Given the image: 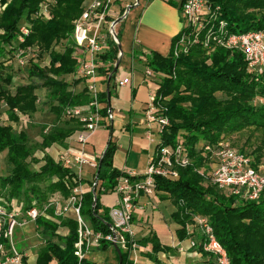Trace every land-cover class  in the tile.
<instances>
[{"label":"trees","instance_id":"16d2710c","mask_svg":"<svg viewBox=\"0 0 264 264\" xmlns=\"http://www.w3.org/2000/svg\"><path fill=\"white\" fill-rule=\"evenodd\" d=\"M82 1L56 0L52 17L44 22L32 18L40 0H1L7 5L0 13V103L6 105L4 112L8 123L0 120V154L6 152L12 169L10 174L0 177V184L9 186V198L21 197L25 209L31 208L32 204L41 207L53 199H67L70 189L80 184L72 172L47 155L37 170H31L27 162L30 156L28 136L23 131L15 133L11 123H17L19 115L30 118L39 111L36 91L42 88L47 91L48 111L55 116V122L60 121L64 127L53 125L43 133L41 148L63 143L79 128L77 121L63 117V111L66 107L88 103L85 88L74 91L81 80L75 79L77 60L70 40L71 22L80 15ZM208 3L211 15L215 17L214 29L222 22L228 35L264 31V0H208ZM21 25L28 26L30 32L20 44L16 37ZM182 34L183 31L173 40L167 56L156 52L144 55L148 70L161 76L155 93L163 107L162 115L169 122L162 131L159 146H172L177 137H181L191 160L190 166L178 170L177 180L157 177V193L169 195L176 207L171 219L180 227L176 233L179 241L186 239V224L194 216H204L225 249L230 264H264V191L256 201L227 197L208 180L204 181L199 173L211 164L204 154V147L223 141L248 154L254 169L264 165V72L261 76L249 73L240 52L204 47V35L187 54L174 57V46ZM120 35L119 28L118 40ZM25 46H38L40 58H47L48 65L41 67L31 63L18 69L26 82L15 84L12 69L5 63L13 58L17 47ZM118 51V45L109 41L106 52L99 57V76H108L114 69ZM138 52L135 47L132 54L138 55ZM105 98L106 94L102 93L100 101L104 102ZM256 99H262L263 103H256ZM41 128L44 131L45 126ZM244 133H248L246 144L239 148L228 141L234 135ZM253 137L257 144L250 143ZM114 152L115 146L109 142L100 159L96 187L81 199V216L94 231L104 234L109 232V217L106 211H100L98 197L101 193L114 191L122 175L113 167ZM35 225L43 242L37 250L35 264H79L74 256L77 241L74 220L64 219L57 225L39 217ZM61 228L68 231L66 235L58 234ZM138 245L150 246L146 258L151 264H166L159 255L172 252L170 247L159 243L155 234L140 240ZM107 246L102 242L99 249ZM193 249L202 256L201 264H215L201 247ZM119 255L117 264H133L128 252L119 250ZM80 264L92 263L85 259Z\"/></svg>","mask_w":264,"mask_h":264},{"label":"built area","instance_id":"2783aa9c","mask_svg":"<svg viewBox=\"0 0 264 264\" xmlns=\"http://www.w3.org/2000/svg\"><path fill=\"white\" fill-rule=\"evenodd\" d=\"M117 1L119 0H85L80 15L72 22L70 35L74 46L73 55L77 60L75 79L81 80L84 84L88 103L84 106L64 109L63 117L65 119L75 120L79 123V128L73 135L80 150L72 147L65 148L57 154L54 161L70 172L74 168L92 167L94 178L90 186L91 192L97 184V164L86 159L83 148L93 133L99 129L102 120L104 118L112 119L109 110H105V115L102 113L101 92L98 88L99 57L106 52L109 41L119 44L117 38L119 22L117 21L122 20L131 8L139 6L138 0H132L130 4L122 2V11L116 13L112 7ZM177 1L183 34L174 46V57L187 54L189 48L199 41L201 35H204L202 40L204 47L215 46L240 52L249 73L255 76L263 74L264 31L228 35L224 30L225 24L222 22H219V25L214 29L215 17L211 15L208 0ZM55 3L56 0H40L39 7L32 18L44 22L50 20ZM6 5L2 4L0 0V13ZM29 32L28 26L21 25L17 30L16 41L20 44L23 43ZM40 53L38 46L17 47L13 58L5 64L8 67L15 65L20 70L31 63L46 67L48 60L47 58L41 59ZM147 75L150 76L152 73L147 70ZM127 83L128 79H123L118 82V86H124ZM255 102L262 104L263 100L256 99ZM1 108H6L5 103H0ZM162 110L163 107L159 105L155 91H151L144 120L147 127L155 124L158 134L156 150L143 173L127 171L118 178L114 188L118 199L108 214V224L110 225L108 233L94 231L81 216V199L85 193L80 184L70 189L67 199H53L41 207L32 204L31 208L25 209L23 202L0 204V264H25V252H18L12 244V232L15 226L24 225L27 222L35 223L39 217L57 225L61 220L69 218L76 222L77 241L74 244V256L79 264L85 260L86 255L92 249L99 248L102 242L110 246L115 245L119 250L128 252L132 257L133 264H136L138 244L134 241V233L131 230L132 216L137 207L136 200L141 194L148 198L156 195L157 177L168 181L177 180L179 178L178 170L191 164L181 137H177L172 146H159L162 131L169 124L168 119L162 115ZM204 154L213 165L209 182L221 194L227 197H237L243 201H256L264 191V166L254 169L251 166L252 158L248 154L240 152L224 141L214 146H205ZM199 173L203 176L200 171ZM75 179L78 180L76 177ZM69 213H72L73 216L69 217ZM195 232L198 236H195ZM185 233L189 249L201 247L202 252L207 254L215 264H230L225 249L217 241L206 217L194 216L191 222L186 224Z\"/></svg>","mask_w":264,"mask_h":264},{"label":"crops","instance_id":"0c3cea01","mask_svg":"<svg viewBox=\"0 0 264 264\" xmlns=\"http://www.w3.org/2000/svg\"><path fill=\"white\" fill-rule=\"evenodd\" d=\"M131 1L123 0L122 2L130 4ZM138 2L139 6L131 8L117 26V31L119 28L121 29V35L118 44L119 56L116 71L114 72L113 69L108 76H99V91L101 94H106L104 102H101L102 113L105 115V110H109L112 119L104 118L102 120L101 126L93 133L83 150L86 159L98 165L110 142L115 146L113 167L122 173L135 171L141 174L147 169L158 142L155 124L147 127L144 115L149 94L151 91H156L161 78L158 74L147 75L148 68L144 55L156 52L161 56H167L173 40L181 32L182 22L177 0H138ZM122 6L121 4L119 9L114 11L116 13L122 11ZM135 47L139 51L138 55L132 54ZM109 77L111 79L108 81ZM123 79H128V83L124 86H118V82ZM81 89H84L82 82L74 88V91L79 92ZM4 111L5 108H1L0 120L8 123ZM24 118H27V121ZM20 121L31 122L40 129L45 126L44 131H41L42 134L46 133L53 125L58 128L64 127L60 121L55 122V116L48 110L39 109L30 118L19 115L17 123ZM17 123H11L12 127ZM51 123L53 125H50ZM25 133L28 136L29 144V134L27 131ZM68 147L80 150L79 145L74 140V135L61 144H53L49 148L42 149L41 157L35 156V154L34 156L39 159L38 168L43 164L42 159L45 155L56 160L57 154ZM209 168L212 169L213 165L210 164L201 170ZM72 172L80 181V187L84 193L91 192L90 186L94 178V169L90 166H84L82 169L74 168ZM117 199L118 196L114 191L101 193L98 197L100 211H106L109 214ZM136 206L132 216L131 230L134 233L133 239L137 244L140 240L148 238L150 234H155L162 246L172 249L170 254L159 255L166 264L202 263L203 258L198 250L189 249L187 239L179 241L177 238L176 233L180 227L171 219L176 207L169 195L159 192L148 198L141 194L136 200ZM68 216L71 217L73 214L69 213ZM67 232L66 229H59V234L63 236ZM195 236H198L197 232H195ZM137 246L136 264H151L146 258V254L150 252V246ZM39 248L24 251L26 255L25 264H35ZM113 249L118 254L114 247ZM91 252L85 257L89 262L96 259ZM129 260L132 261L131 256H129Z\"/></svg>","mask_w":264,"mask_h":264},{"label":"rangeland","instance_id":"374dc122","mask_svg":"<svg viewBox=\"0 0 264 264\" xmlns=\"http://www.w3.org/2000/svg\"><path fill=\"white\" fill-rule=\"evenodd\" d=\"M85 0L82 1L80 9L82 8V5ZM122 4V1L119 0L113 4L112 10L119 9L120 5ZM76 19V18H75ZM74 21V20H73ZM72 21V22H73ZM71 22V25H72ZM11 73L14 75V83L15 84H21L23 82H26V77L23 74L18 73V69L15 65L10 67ZM37 96L39 98V107L40 110H48L49 108V101L47 97V91L45 89L39 88L37 91ZM1 111V109H0ZM0 112V116H1ZM27 118H24L25 121ZM23 120V121H24ZM23 121H20L19 123L13 125V130L15 133H18L20 131H27L29 134V152L30 156L27 159V162L30 165L31 170L38 169V162L39 159H37L35 156H39L40 152L42 151L40 141L42 137V129L40 127H36L31 122L24 123ZM50 125H53L51 123ZM35 128V129H34ZM248 133L244 134H236L232 138H229V142L233 143V145L237 148L240 146L246 144ZM250 143L257 144V139L255 140L254 137L250 140ZM36 154V155H35ZM35 155V156H34ZM264 162V161H263ZM264 166V165H263ZM12 167L8 164L6 159V152H3L0 154V177H5L8 174H10ZM264 171V169H263ZM200 172L203 174L204 181H209L212 169H204L200 170ZM43 187V185L41 186ZM9 186L0 184V204H16L17 202H22L20 198H9ZM86 221V220H85ZM87 222V221H86ZM88 223V222H87ZM12 244L16 248L18 252H23L28 249H37L39 246H42V239L40 236H38V231L36 230V225L33 222H27L24 225H17L14 227L11 237ZM96 249V250H95ZM92 249L91 254L96 257L94 261H91L92 264H117V254L112 246L108 245L105 249ZM91 257L89 258V260Z\"/></svg>","mask_w":264,"mask_h":264},{"label":"water","instance_id":"95a60500","mask_svg":"<svg viewBox=\"0 0 264 264\" xmlns=\"http://www.w3.org/2000/svg\"><path fill=\"white\" fill-rule=\"evenodd\" d=\"M120 21H121V19H119L117 22H120ZM117 66H118V61H117L116 64H115L114 72L116 71ZM110 79H111V77H109L108 81H109ZM100 165H101V162H99V164H98L97 173H98V171H99ZM95 201H96V199L94 198V203H95ZM108 226H110V225L108 224ZM113 247L116 249V251H117V253H118V255H119V249H118L115 245H114ZM119 260H120V255H119Z\"/></svg>","mask_w":264,"mask_h":264}]
</instances>
